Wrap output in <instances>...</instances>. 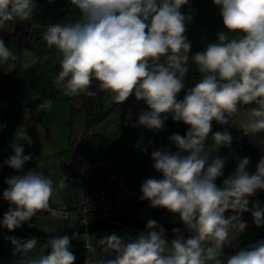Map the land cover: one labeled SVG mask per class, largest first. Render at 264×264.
<instances>
[{
	"label": "clouds",
	"instance_id": "obj_1",
	"mask_svg": "<svg viewBox=\"0 0 264 264\" xmlns=\"http://www.w3.org/2000/svg\"><path fill=\"white\" fill-rule=\"evenodd\" d=\"M69 2L78 10V18L69 15L64 22L46 26L43 33L47 44L62 53L56 84L65 94L84 92L94 97L91 88L96 81L100 89L113 93L118 104L133 94L146 102L148 109H141L132 123L129 113L125 126L158 132L170 116L187 127L183 136L173 133L168 138L170 146L153 148L152 167L162 178H146L140 200L178 215L194 234L187 239L178 236L169 243L164 228L150 219L145 231L129 242L114 233L100 239L104 252L115 255L100 258L98 264H264V240L241 248L226 261L218 258V250L236 246L231 230L246 229L240 214L251 212L257 227L264 224V207L259 199H253L264 191V136L259 135L264 133V0H213L226 31L218 32L215 42L194 54H190L192 43L186 35L187 24L194 17L191 10L182 12L189 0ZM35 10L36 0H0V26L8 21H28ZM16 59L0 38V70L4 74L14 71ZM191 64L196 65L201 78L186 89ZM185 89L183 99H178ZM242 105H254L240 122L261 153L254 171H250L247 156L209 159L206 150L209 135L217 145L231 148V132H213L212 121L226 125L233 118L232 123L238 126L235 117ZM51 106V99H44L37 111ZM24 144L31 146L32 139L21 125L11 143L14 154L3 162L17 172L6 178L3 191L9 207L0 223L9 231L24 223L32 227L30 222L40 211L56 216L50 200L58 195L57 189L69 187L66 174L54 188L52 179L38 170L39 165L24 172V166L34 159L33 154L24 153ZM230 159L235 160L234 170L218 185ZM77 192L88 204L83 191ZM75 236V232L53 236L48 242L50 252L38 259L31 254L37 238L23 242L11 238L13 254L19 257L14 264H74L70 242ZM88 250L96 251L91 245Z\"/></svg>",
	"mask_w": 264,
	"mask_h": 264
},
{
	"label": "crops",
	"instance_id": "obj_2",
	"mask_svg": "<svg viewBox=\"0 0 264 264\" xmlns=\"http://www.w3.org/2000/svg\"><path fill=\"white\" fill-rule=\"evenodd\" d=\"M211 1L212 0H189V3L182 8V12L184 13H189V11L191 10L190 14L194 17L193 22L187 24L186 31V35L192 43L190 54H194L196 52L204 50L207 45L202 44L198 41L196 35L199 30L203 29L208 37L214 42L217 39L218 32L226 31L222 23V18L219 14V8ZM69 15L73 20L77 19L79 16L78 10H76L74 6L70 4L69 0H51V2L50 0H36V10L34 11L33 16L28 21H8L7 24L5 22L3 26H0V29L3 31L13 32L15 31L17 25L20 23L28 28L30 34L28 37L29 47L23 48L21 50L18 59L15 61V70L9 74H4V72L0 70V125H4V127L0 129V162L1 160L4 161L9 156L14 154L11 148V143L14 139L16 130L21 125L27 128L28 135L32 139L31 146H29L28 144H24V153L27 155L30 153L35 139L37 138V140H39L42 135L47 134L48 126H46V122L49 123V120H54V118L57 119V117L59 118V115H57L56 113H52L53 111L59 110L61 108L63 111L62 116L66 119L67 116H69L67 111L70 110L68 108V105L71 106L72 98H77L79 100V105L81 106V95L83 92H80L75 96H69L65 94V91L61 86H58L56 84L57 76L53 73V69L56 64L60 60H62V58H55L53 60H50L51 63L53 62V64L52 67L48 68L47 70H45L42 66L36 67V69L34 70V63L38 60V57L41 56V54L46 51L52 54L55 50H58L55 46L50 47L43 39V36L41 35L42 24L46 20H59L60 22H64L66 18L69 17ZM0 38H2L1 34ZM5 43L15 54L16 46L14 45V43L10 41H5ZM197 71L198 68L196 67V65L191 64L189 73L185 78L186 89L193 87L197 82ZM186 89L182 90V92L179 94L178 99H183ZM41 97H47L51 99L52 106L50 109L44 111L40 120L32 121L20 114L22 105L25 101L36 102ZM114 102L115 99L113 93L103 90V95L99 101V104L103 105L105 108H109L110 106L108 107V105L112 106ZM253 106L254 105L239 106V110L241 113L240 115L235 117L238 126L233 123L232 124L238 128L246 129V125L241 124L240 122L245 119V111ZM139 112L140 111H136L134 109H127L121 113H117L118 116H121L120 120L122 122V125L119 128L121 130L120 139H117L115 136L108 140L107 143H101V141H99L93 149L94 153L103 152L108 155H117L120 152L124 138L130 131L129 128H132V139L136 142L142 143L157 141L160 144L167 146V144L169 143L168 138L173 134L169 129V118L165 121L164 129L158 132L146 129L144 127L133 128L130 126H125L124 121L128 114L131 113L130 123H132L135 122V120L138 118L137 114ZM51 114H53V118H51ZM39 130L40 133L36 134V132ZM233 155H239L241 157L245 156L243 153L236 152L225 154V158L232 157ZM40 162L41 157L37 162L33 159V161L28 162L24 166L23 171L27 172L29 169L36 168ZM63 164L68 165L69 163L61 162L60 166ZM1 165L2 162L0 166ZM234 167L235 160L230 159L229 166L226 171V177L231 171L234 170ZM38 170L43 172V170H41V168L39 167ZM254 170L255 167L253 164H251L250 171ZM4 171H10L14 173L17 172L7 166H5V170H0V207L5 208L6 201L3 199V191L7 188V185L5 184V178L3 176ZM43 174L45 175L44 172ZM71 185H69V187H66L65 189H57L58 195L54 196L50 200V204L68 201V199L71 197ZM53 187L57 188L54 185ZM259 193L261 195H264V191H261Z\"/></svg>",
	"mask_w": 264,
	"mask_h": 264
},
{
	"label": "built area",
	"instance_id": "obj_3",
	"mask_svg": "<svg viewBox=\"0 0 264 264\" xmlns=\"http://www.w3.org/2000/svg\"><path fill=\"white\" fill-rule=\"evenodd\" d=\"M55 23H60V21H44L41 35L43 36L46 31V26ZM196 36L202 44L214 42L203 29L199 30ZM200 78L197 71V82ZM227 129L234 139L231 148L226 146H223V148L233 153H243L251 159V164L256 165L261 153L258 148L248 146L243 142L246 129L238 128L233 124H230ZM132 135L133 130H130L124 138L120 152L117 155L98 152L89 158H85L83 153H80L77 157L80 166L71 185V197L66 202L50 204V208L57 213L56 216H52L49 211H40L33 218L64 219L68 220L73 225L72 227H76L92 222H108L112 217L122 216L125 208L148 202L140 200L142 195L140 187L146 178H162L152 167L151 152L154 147L164 145L157 141L136 142L132 139ZM33 157L34 161L40 159L37 154H33ZM131 157L136 159L139 166V177L135 184L125 182L120 168L121 161L127 160L129 162ZM16 174L10 171L3 172L5 180L7 177ZM77 190L83 191V196L88 200V204L82 200ZM8 207L9 204L6 201L5 209L8 210ZM81 235V239H72L70 242V250L76 258L74 264H98L100 258H114V253L104 252L102 246L93 239L92 233L85 232ZM173 239L175 238H166L169 243ZM89 245L96 249L95 253L88 250Z\"/></svg>",
	"mask_w": 264,
	"mask_h": 264
},
{
	"label": "rangeland",
	"instance_id": "obj_4",
	"mask_svg": "<svg viewBox=\"0 0 264 264\" xmlns=\"http://www.w3.org/2000/svg\"><path fill=\"white\" fill-rule=\"evenodd\" d=\"M213 2V0L211 1ZM7 24V22H6ZM62 53L59 50H55L52 54L48 51L41 54L38 57V60L34 63L35 67L42 66L45 70L52 67L53 62L50 60L55 58H63L61 57ZM40 60V61H39ZM50 61V62H49ZM71 106L68 105L70 109L68 112L69 116L65 119L62 116V109L53 111V114L59 115V118H54V120H49V123L46 122L47 127V136L42 135L39 140L35 139L33 147H31L30 153L37 154L41 157V162L39 163V168L43 170L45 175L52 179L53 185L58 186L59 181L65 175L60 166L61 162L70 163L72 161L73 152L77 149L79 141L83 136V132L86 125V119L84 112L80 110L79 100L77 98L71 99ZM111 105H108V107ZM61 107V106H60ZM71 107V108H70ZM100 107V104H99ZM99 107L95 110L97 113ZM72 109V110H71ZM14 110V107H13ZM53 114H51V118H53ZM121 116L116 114H111L110 116L105 117L100 122L96 123L94 126V134L100 137L101 143H107L112 137L120 139V127H121ZM57 122V123H55ZM129 128V127H128ZM130 130L132 128H129ZM128 132V131H127ZM40 133V130L36 132ZM39 136V135H38ZM98 141V142H99ZM66 142V143H65ZM207 152L209 154V159L215 158L217 155L220 157H225V154L233 153L227 151L223 148L222 145H217L214 139L211 137L210 142L207 146ZM0 166V170H5V166ZM255 167V164H253ZM229 162L225 168L224 177H221L217 180V184H221L223 179L226 178V171L228 169ZM122 176L127 184H135L139 177V166L137 165V161L134 157H131V160L128 162L127 160L121 161L120 164ZM253 199H259L261 204H264V195L258 194L257 197ZM251 206V202H250ZM122 214L124 216H131L138 218L143 221H148L150 219L156 220L157 223L174 221L179 219L178 215H174L169 213L166 209L162 208H151L149 203L146 202L144 204H140L134 207H127L123 210ZM32 226L36 227L39 230L45 232H60L70 229L73 225L64 219H56V218H32L30 222ZM142 229H102L99 231H95L92 233L93 239L98 242L100 239L107 235L116 234L120 238H122L125 242H129L130 240L135 239L139 236L140 233L144 232ZM25 234V233H24ZM82 235H76L74 239H81ZM234 237L240 242V249H247L248 245L255 243L258 240H264V224L260 227H257L256 224H251V226H247L246 229L236 230L234 233ZM11 238H15L19 241H27L28 239L33 238V236L29 234L19 235L10 233L8 235L0 233V248L2 247H11L14 253V246L10 242ZM49 240H38L37 245L32 251V256L34 258H39L42 256V253L49 247ZM222 249L218 250V257L220 256ZM16 260L19 258L17 255H14ZM3 262L1 253H0V264ZM212 262L209 261L208 264ZM5 264H12V261H9Z\"/></svg>",
	"mask_w": 264,
	"mask_h": 264
},
{
	"label": "trees",
	"instance_id": "obj_5",
	"mask_svg": "<svg viewBox=\"0 0 264 264\" xmlns=\"http://www.w3.org/2000/svg\"><path fill=\"white\" fill-rule=\"evenodd\" d=\"M0 34L2 39H4L5 41H10L13 42L14 45L16 46V56L17 59L20 55V52L23 48H27L29 47V42H28V37H29V31L28 28H26L25 26H23L22 24H18L15 31L13 32H6L0 29ZM16 59V60H17ZM61 61V60H60ZM60 61L56 64V66L53 69V73L58 77V74L60 72ZM92 91L96 92V95L94 97H89L86 95V93H82L81 95V106H80V110H82L84 112L85 115V119H86V125H85V129L83 132V136L81 138V140L79 141L78 147L74 152L72 161L66 165L63 164L61 165L62 171L64 172V174L68 175L69 177V185H71L74 182L75 176L78 172L79 166H80V161L77 159L78 155L80 153H83L85 158H89L91 156H93L94 153V147L95 145L98 143V141L100 140V137L96 134H94V126L96 123L100 122L101 120H103L105 117L113 114V113H121L127 109H134L136 111H141V109L147 110L148 106L146 104V102L144 100H137L135 98V95H131L125 102L123 103H117L116 101L113 103L112 106H110L109 108H105L103 105H99V101L102 98L103 95V90L100 89L98 87V82L94 81L92 88ZM44 99H49L47 97H41L38 101L36 102H28L25 101L22 105L20 114L22 116L26 117V109L28 110V116L27 118H29L32 121H38L41 119L44 111H37V106L44 100ZM98 109L97 113H95V110ZM232 119L233 118H229V123L226 125H221L219 123H217L215 120L212 121V131L216 132V131H223L224 129H227L229 127L230 124H232ZM169 122V129L171 133H179L180 135H184L185 132L187 131V127L182 123V122H173L171 117H169L168 119ZM261 136H264V133L259 134ZM210 137L211 135H209L208 141L206 142V149L207 146L210 142ZM243 142L251 147H255L253 146V144L250 141V137L248 135H246L243 138ZM167 146H170L169 143L167 144ZM257 148V147H255ZM6 184V183H5ZM7 211V209H5L4 207H0V217L3 218V214ZM226 215H230L229 213H226ZM242 222H245L247 226H251V224H255L253 217L249 216V217H240ZM176 229H179L178 232H174L173 230L167 231L165 232V239L166 238H177L182 237L184 239H187L189 236L193 235L194 233L189 232L185 226H181L178 227ZM238 229H232V239L234 244L236 245L235 247H226V248H222V252L220 254V256L218 257L219 259H221L222 261H226L228 257L234 255L236 252H238L240 250V242L234 237V233L235 231ZM3 232V234L8 235L10 233H14V234H19V235H25L22 232L16 231V230H12L9 231L6 228H2L0 227V232ZM41 240V239H38ZM48 252H50V246L42 253L43 254H47ZM0 253H1V257L3 262L1 264H5L9 261H12V264H14V261L16 260L14 254H13V250L11 247H2L0 248ZM213 264V262L211 263Z\"/></svg>",
	"mask_w": 264,
	"mask_h": 264
},
{
	"label": "water",
	"instance_id": "obj_6",
	"mask_svg": "<svg viewBox=\"0 0 264 264\" xmlns=\"http://www.w3.org/2000/svg\"><path fill=\"white\" fill-rule=\"evenodd\" d=\"M262 207H264V204H261ZM232 214V213H229ZM252 216L251 212H245L240 214V217H249ZM3 218L0 217V221H2ZM146 221L140 220L135 217L131 216H118V217H112L108 222H92L87 225H78L76 227H71L70 229H67L65 231L60 232H45L42 230L37 229L36 227L32 226L29 227L28 223H24L21 227L16 228V231L29 234L37 239L41 240H50L53 236H63V235H69L71 236L74 232L76 235L83 234L85 232L93 233L95 231H99L102 229H142L145 230L146 228ZM159 226L163 227L165 232L176 229L178 227L183 226V222L179 219L174 221H168V222H161L158 223ZM0 227L6 228L0 223ZM7 229V228H6ZM159 228H157V231ZM251 245V244H250ZM248 245V247L250 246Z\"/></svg>",
	"mask_w": 264,
	"mask_h": 264
}]
</instances>
